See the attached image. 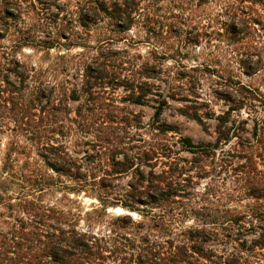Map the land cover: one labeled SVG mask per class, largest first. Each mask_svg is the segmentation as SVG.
I'll list each match as a JSON object with an SVG mask.
<instances>
[{
    "label": "rangeland",
    "instance_id": "1",
    "mask_svg": "<svg viewBox=\"0 0 264 264\" xmlns=\"http://www.w3.org/2000/svg\"><path fill=\"white\" fill-rule=\"evenodd\" d=\"M77 1L83 5L87 0H0V49L10 47L12 41L28 43L30 46H22L16 56L45 70L47 81L60 84L66 80L72 84L67 86L70 88L80 87L79 62L95 53L107 58L117 71L108 78L107 86L96 88L94 93L84 94L79 89V99L68 101L71 112L62 116L71 129L61 138L83 171L102 175L104 170L114 168L112 163L124 161L125 155L150 157L141 166L143 171L150 166L155 172L168 170L165 163L171 162L172 170L183 172L180 177L176 174L184 195L175 198L182 213L178 225L185 228L201 224L191 214L185 216V209L190 207L201 214L210 210L217 216L229 213L239 222L232 236L236 241L227 239V252L242 248L254 264H264V247L254 246L264 240L258 239L264 236V190H246L247 182L239 172L242 158L237 145L239 138L259 142L256 161L264 177V137L259 126L264 121V10L239 0H127L135 5L126 6L124 19L119 22L86 7L80 10ZM99 1L111 7L122 0ZM231 3L241 9V17L247 14L259 20H251L249 28L234 23L229 15ZM144 66L157 71L153 78L142 80L153 83L158 92L132 102L129 92L118 86L119 74L132 75ZM158 93L166 104L156 118L154 100L159 98ZM251 95L255 99L241 104ZM181 110L196 113L201 121L181 114ZM225 117L233 135L228 144L208 148L202 155L184 147L183 138L203 145L214 143L217 124ZM87 123L92 125L88 127ZM8 135L2 137L1 155L12 139ZM16 138L21 144L27 143L22 136ZM61 180L73 185L72 180ZM132 181V171L107 179L110 186L103 190L107 192V215L100 218L94 230L125 214L136 222L153 225L146 215L148 208H143L144 216H139L121 206L130 203L127 193ZM63 194L51 191L44 199L59 201ZM68 197L83 211L101 207L95 196L84 191ZM82 218L80 226L85 228L89 221ZM216 221L211 226L224 233L220 227L228 224Z\"/></svg>",
    "mask_w": 264,
    "mask_h": 264
},
{
    "label": "trees",
    "instance_id": "2",
    "mask_svg": "<svg viewBox=\"0 0 264 264\" xmlns=\"http://www.w3.org/2000/svg\"><path fill=\"white\" fill-rule=\"evenodd\" d=\"M239 1L258 5L264 10V0ZM83 3H76L80 10L86 7L94 14L103 13L119 22L124 19L126 6L135 5L127 0L111 7H106L99 0ZM229 7L230 19L234 23H242L249 28L251 20L252 23L259 20L247 17V14L241 17V9L234 3ZM54 8L60 10L57 6ZM5 14L9 16L10 13L5 11ZM22 46L30 45L12 41L10 47L0 49V145L5 134L9 133L8 137L12 135L8 149L0 154V264H254L244 249L230 252L225 249L229 244L227 239L236 241L232 236L239 219L233 215L217 216L211 210L201 214L190 207L185 209V216L191 214L201 224L185 228L178 225V216L182 213L178 211L175 198L184 195L176 174L180 177L183 172L172 170L171 162L165 163L168 170L155 172L150 166L148 171H143L141 166L150 157L132 155L129 158L125 155L124 161L112 163L114 168L104 170L102 175L83 171L61 138L66 130L71 129L63 123L62 116L71 112L68 101L79 99V89L89 95L96 88L107 86L108 78L116 75L117 71L113 70L107 58L95 53L82 59L78 64L82 71L80 87L70 88L67 86L72 84L66 80L60 84L47 81L43 74L45 70H38L35 64L17 57L16 53ZM156 73L147 66L132 75L120 73L118 86L128 91L130 100L137 103L147 94L152 96L158 92L153 83L142 80L151 79ZM157 95L159 98L154 100L156 118L166 104L162 94ZM250 99H255L254 95L244 97L241 104L246 105V100ZM78 112L79 109L76 110L77 115ZM181 114L201 121L196 113L181 110ZM227 122V117L218 122L214 143L203 145L183 138L184 147L193 154L202 155L208 148L214 149L220 143L228 144L233 135L226 127ZM87 125L90 127L92 124ZM255 125L257 128V123ZM262 125L263 120L259 126L264 137ZM16 135L24 137L27 143L15 141ZM239 140L237 145L241 148L242 158L239 172L247 182L246 190H264V177L256 161L259 142L256 139ZM19 162L21 165L17 166ZM129 171L134 175V181L128 185L130 203L121 206L139 216H144L143 208H148L146 215L153 225L136 222L125 214L115 216L101 229L94 230L100 218L107 215V199L104 197L107 192H103L110 186L107 179ZM61 178L72 180L73 185H68ZM51 191H61L63 197L59 201H46L44 197ZM79 191L95 196L101 207L93 206L91 210L83 211L75 206L68 194L77 195ZM249 216L253 218L255 215L251 213ZM82 217L89 221L85 228L80 226ZM216 220L221 225L228 224V227H220L224 233L211 226L217 224ZM263 237L261 235L258 239ZM254 246L264 247V240Z\"/></svg>",
    "mask_w": 264,
    "mask_h": 264
}]
</instances>
